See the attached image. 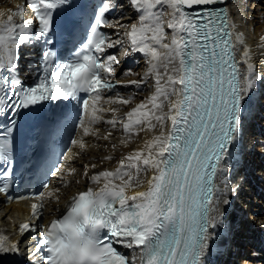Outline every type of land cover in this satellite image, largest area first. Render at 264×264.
<instances>
[{"label":"snow or ice","instance_id":"obj_1","mask_svg":"<svg viewBox=\"0 0 264 264\" xmlns=\"http://www.w3.org/2000/svg\"><path fill=\"white\" fill-rule=\"evenodd\" d=\"M225 4L24 0L0 10V195L9 200L17 118L53 105L41 117L48 157L38 142L29 162V170L45 169L42 190L17 197L33 200L30 213L15 226L19 240L0 232V254L20 255L23 246L26 264H213L223 245L232 264L264 261V247L241 243L250 222L228 213L239 190L230 186L234 150L246 122L264 112V93L253 103L264 87V34L249 45ZM37 45L33 68L24 50ZM135 54L142 73L122 66ZM128 86L137 91H117ZM63 134L66 146L56 151ZM91 140L107 142L113 154L78 170ZM118 145L130 150L117 158ZM48 176L58 186L44 182ZM81 183L61 208L62 189Z\"/></svg>","mask_w":264,"mask_h":264},{"label":"bare ground","instance_id":"obj_2","mask_svg":"<svg viewBox=\"0 0 264 264\" xmlns=\"http://www.w3.org/2000/svg\"><path fill=\"white\" fill-rule=\"evenodd\" d=\"M19 0H0V10L8 7H14ZM226 10L230 12L231 21L234 22L236 29L245 34V38L249 45L254 47V42L259 35L264 34V0H226ZM115 15H119L116 12ZM258 66L261 63L259 55H257ZM123 68H131L134 72H143L144 63L139 54L127 57L122 64ZM135 78V77H131ZM121 79H125L121 77ZM122 95H128L136 92L134 86L127 88L118 87ZM264 93V87L258 85L256 95L253 98L255 104L257 98ZM255 118H250L245 125L244 138L241 139L235 152L234 167L230 174V186L239 190L235 196L230 197L232 200L231 206L228 208L229 218L233 217V222L239 224L242 220L249 221V224L244 226L243 238L241 243L247 247L255 245L257 248L264 247V112L256 110ZM109 116L111 114H108ZM108 126L103 125L102 129ZM121 139L119 132L114 135V140L118 144ZM93 148L83 157V161H77L75 167L80 168L81 162H88L90 159L99 158L106 154H113L110 147H104L107 142L91 140ZM136 143H142V139H138L131 147H135ZM130 149H120L115 156L118 158L121 152H126ZM240 155V157H239ZM244 155V158H243ZM241 160V161H239ZM107 167H115V163L106 164ZM67 180L79 179V177H65ZM59 182L56 177L52 179V186H58ZM76 186L70 184L67 189H62V198L60 206H62L71 193L77 191ZM51 205L48 206L49 212ZM7 217V219H5ZM16 218V209L13 206L4 207L0 202V232L7 230V234L14 240H19L18 236H12L10 231V223ZM22 252L25 250L21 246ZM219 251L223 255L212 257L213 264H232L236 257L229 256L223 245L219 246ZM12 254H0V259H8ZM259 255V253H257ZM256 264H264V261L257 260Z\"/></svg>","mask_w":264,"mask_h":264},{"label":"rangeland","instance_id":"obj_3","mask_svg":"<svg viewBox=\"0 0 264 264\" xmlns=\"http://www.w3.org/2000/svg\"><path fill=\"white\" fill-rule=\"evenodd\" d=\"M260 97L257 98V100H259Z\"/></svg>","mask_w":264,"mask_h":264},{"label":"water","instance_id":"obj_4","mask_svg":"<svg viewBox=\"0 0 264 264\" xmlns=\"http://www.w3.org/2000/svg\"><path fill=\"white\" fill-rule=\"evenodd\" d=\"M1 264V263H0Z\"/></svg>","mask_w":264,"mask_h":264}]
</instances>
